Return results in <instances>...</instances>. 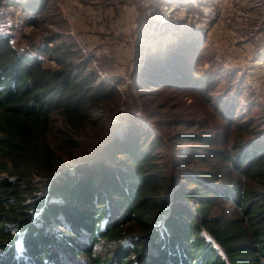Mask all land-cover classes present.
I'll return each instance as SVG.
<instances>
[{
  "label": "trees",
  "instance_id": "obj_1",
  "mask_svg": "<svg viewBox=\"0 0 264 264\" xmlns=\"http://www.w3.org/2000/svg\"><path fill=\"white\" fill-rule=\"evenodd\" d=\"M45 2L25 6L42 13ZM46 41L21 50L0 30V264H264V144L248 115L234 123L236 106L226 102L227 117L207 96L197 47L190 67L159 78L161 65L152 78L201 87L221 123L175 134L193 144L170 165L161 135L112 140L106 110L120 92Z\"/></svg>",
  "mask_w": 264,
  "mask_h": 264
},
{
  "label": "rangeland",
  "instance_id": "obj_2",
  "mask_svg": "<svg viewBox=\"0 0 264 264\" xmlns=\"http://www.w3.org/2000/svg\"><path fill=\"white\" fill-rule=\"evenodd\" d=\"M32 1H46L42 13L27 9ZM34 19L37 25L30 24ZM0 30L21 50L42 48L48 38L70 47L76 62H87L121 94L106 107L111 139L125 141L141 129L161 135L173 149L160 151L170 165L177 149L193 144H178L175 134L201 133L221 123L201 87L198 92L159 85L161 76L176 75L178 63L190 67L197 47L195 74L218 79L211 78L207 96L220 101L222 111L226 102L236 106L235 115L228 106L224 110L234 123L248 115L252 137L264 144V0H0ZM37 55L56 66L47 54ZM161 65L169 71L152 78ZM185 72L177 79L184 81Z\"/></svg>",
  "mask_w": 264,
  "mask_h": 264
}]
</instances>
